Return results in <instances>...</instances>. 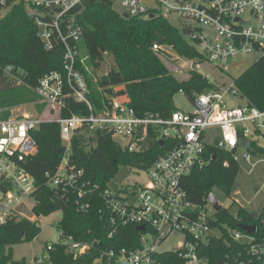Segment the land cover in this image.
I'll use <instances>...</instances> for the list:
<instances>
[{"label": "built area", "instance_id": "obj_1", "mask_svg": "<svg viewBox=\"0 0 264 264\" xmlns=\"http://www.w3.org/2000/svg\"><path fill=\"white\" fill-rule=\"evenodd\" d=\"M17 2L27 3L32 8L38 34L47 49H55L62 44L64 72L52 71L44 75L35 87L40 101L46 103L55 116L0 117V225L14 218L26 217L21 210L36 189L35 178L25 166L28 158L38 151L33 132L44 121H56L66 148L57 171L48 174L49 183L77 193L81 198L78 200L81 201V209L90 205L82 199L98 190L99 186L86 181L84 170L71 163L72 140L76 134L86 133L92 137L98 133L110 134L130 152H143L151 143L159 144L161 140L164 144L160 146H164L166 140L176 143L146 169L127 167L144 172L145 182L114 189L109 185L104 189L103 195L114 225L110 235H114L121 224L143 225L144 229H139L138 247L111 246L96 259L97 264L105 261L106 264H211L205 251L207 245L212 240L225 237V232L232 240L241 242L242 247L229 249L218 264H264V206L255 216L257 223L248 224L256 226L255 232L250 233L240 226L242 223L235 228L221 221L217 223L216 215H211L207 208L189 199L185 187L186 178L196 168L209 163V145L222 148L239 162L238 150L245 148L241 139H249L245 148L249 150L255 140H260L257 131L264 132V110L250 103L230 105L228 97L236 95L233 86L200 93L193 101L192 111L178 109L168 117L156 113L140 114L128 100H119L118 96L108 101L103 99L98 107L90 96L91 89L84 72V69L90 70L88 55H82L80 50L82 28L77 23L75 9L83 0H0V6L3 10ZM118 2L123 15L150 17L153 10H161L164 14L163 9H166L171 14L195 20L196 25L184 27L193 30V44L202 58L185 56L188 70L200 72L204 62L215 64L247 55L257 60L264 55V0ZM153 47L155 50L164 49L158 44ZM10 69L8 67L7 71ZM68 98L85 104L88 111L61 116L62 110L68 107ZM211 127H218L220 134L213 138L208 135L207 130ZM218 136L223 139L222 147L214 145ZM244 158L251 165L250 173L264 163V155L253 161L249 152ZM229 161L225 159L224 165H229ZM32 220L39 221L38 218ZM177 233L183 236L177 245L160 248ZM65 242L76 256L92 247V244L72 237Z\"/></svg>", "mask_w": 264, "mask_h": 264}, {"label": "trees", "instance_id": "obj_2", "mask_svg": "<svg viewBox=\"0 0 264 264\" xmlns=\"http://www.w3.org/2000/svg\"><path fill=\"white\" fill-rule=\"evenodd\" d=\"M10 7L8 14L0 20L2 118H9L12 108L31 102H37V108L43 111L47 104L40 102L35 87L44 75L52 71L64 72L62 44L55 49H47L38 34L34 15L27 11L25 3L17 2ZM75 12L77 23L82 28L81 41L85 44L90 67L84 72L91 89L90 96L98 107L103 99L108 101L114 96L126 94L129 105L138 113L168 117L180 109L175 104V96L179 92H184L194 101L196 95L217 89L196 70L190 71L186 79L174 75L160 55L162 50L154 49V44L168 45L180 55L202 58L182 29L173 25L161 10H153V17L125 16L114 8V0H83ZM107 54L113 57L114 63L107 74L98 77L96 71ZM8 67H11L10 71H7ZM236 84L243 98L247 96L253 105L264 110V55L236 78ZM118 85L124 88L118 91L115 88ZM67 104L68 107L61 112L63 117L88 111L85 104L73 98H68ZM257 132L263 143L255 140L249 151L264 155V132ZM33 136L38 151L25 163L35 178L36 189L32 196L36 203L33 211L38 219L58 210L63 212L58 223L61 239L47 245L46 261L50 264H97L96 259L111 246L138 247L141 232L137 224H121L117 232L110 235L114 225L103 191L116 178L121 167L146 169L160 155L173 148L175 141L166 140L164 146L154 142L143 152H130L110 134L98 133L96 137L86 133L76 134L72 140L71 163L84 170L86 181L99 186L98 190L82 199L90 205L81 209V201H78L81 198L77 193L49 183L48 174L57 171L65 154L66 146L59 123L44 121ZM208 157L209 163L196 168L185 180L189 199L201 207H205L208 195L216 186L230 194L241 168L240 163L222 148L209 145ZM225 159L230 160L229 165H224ZM254 214L242 207L234 214L223 207L216 213L217 223L221 221L234 228L239 223H257ZM41 231L39 221L27 217L14 218L0 225V264H30L26 259L15 260L12 248L15 244L33 241ZM69 237L90 243L92 247L76 256L65 242ZM241 247V242L232 240L225 232V237L210 241L205 251L210 263L218 264L229 249Z\"/></svg>", "mask_w": 264, "mask_h": 264}, {"label": "rangeland", "instance_id": "obj_3", "mask_svg": "<svg viewBox=\"0 0 264 264\" xmlns=\"http://www.w3.org/2000/svg\"><path fill=\"white\" fill-rule=\"evenodd\" d=\"M151 3L155 5L154 2L151 1ZM25 5L27 11L31 14L32 8L27 3H25ZM114 8L119 13H123V9L120 6L118 0H114ZM10 9L11 7L0 11V20L8 14ZM163 12L168 17L170 22L180 29H182L185 25L194 26L197 24L195 20L183 18L176 14H171L167 12L166 9H163ZM186 36L190 43H195V40L191 35ZM163 46L164 49L160 55L164 58L165 63L168 65L171 72L181 79L188 78L190 76L189 72L192 70H188L186 68L184 63L185 56L176 53V51H174L171 46ZM80 50L82 55L87 54L85 44L82 41L80 42ZM255 61V57L247 55L238 56L228 60L217 61L215 64L204 62L200 68V72L210 80L211 84L215 88L227 89L233 86L234 89H236V95L228 97V103L230 105L251 103L247 96L243 98L242 91L236 84V78ZM113 63V57L107 54L105 60L101 64L100 68L96 71L97 74L95 75L101 77L107 74ZM115 88L119 91L120 89L124 88V86L118 85ZM118 99L128 100V96L126 94H120L118 95ZM175 104L177 107L185 111H192L194 108V102L184 92H179L175 96ZM22 115H30L40 118L55 116L54 111H51L48 105L43 111H39L37 108V102L23 104L11 109V116ZM262 130L264 131V128ZM207 134L213 138L214 136L220 134V130L218 127H211L207 130ZM251 138H253V136H250V139ZM259 139L260 143H263L261 136ZM249 152L251 151L245 148H240L238 150L237 154L241 168L236 178L233 191L229 194L226 189H223L220 186H216L213 189V192L222 207L229 208L234 214L237 213L240 206H243L255 213H259L264 206V163H260L256 169L250 173L249 170L251 165L246 162L244 158V155ZM251 154L253 161H256L258 158H260V155H255L252 152ZM146 180L147 177L144 172L139 173L136 168L129 169L126 167H121L116 178L110 183V187L114 189L121 185L134 184L135 182L143 183ZM35 203L36 200L33 197H29L26 200L21 213L30 219H36L37 217L33 211ZM205 208H207L211 215H216V209L210 201L205 204ZM62 216L63 212L58 210L50 215L40 217L39 223L42 228L41 233L31 242L13 245L12 250L14 259H26L30 264H50L46 261L48 254L47 245H52L54 242H58L61 239L58 223L62 219ZM182 238L183 236L177 233L173 235L169 241L161 245L160 248L165 249L172 247L173 245H177L178 242L182 240Z\"/></svg>", "mask_w": 264, "mask_h": 264}, {"label": "water", "instance_id": "obj_4", "mask_svg": "<svg viewBox=\"0 0 264 264\" xmlns=\"http://www.w3.org/2000/svg\"><path fill=\"white\" fill-rule=\"evenodd\" d=\"M125 16H128L127 14H124ZM154 14H151L150 17H153ZM182 32L185 34V35H191L193 30L192 29H188V28H185L183 27L182 28ZM160 145H163L164 144V140H161L159 142ZM241 144L243 147L247 148L248 147V144H249V139L248 138H242L241 139ZM214 145L218 146V147H222L223 145V139L221 136H218L215 141H214ZM215 157V156H214ZM208 200L213 204L214 208L216 209V211H220L222 209V205L219 203V201L217 200V197L215 196L214 192H211L209 195H208ZM255 216H257V213L254 214ZM240 226L250 232V233H254L255 230H256V226L255 225H248V224H245V223H242L240 224ZM140 229H144V226L141 225L139 227Z\"/></svg>", "mask_w": 264, "mask_h": 264}]
</instances>
